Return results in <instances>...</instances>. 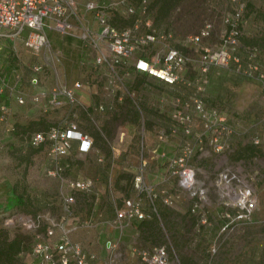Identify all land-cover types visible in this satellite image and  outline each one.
<instances>
[{
    "label": "rangeland",
    "instance_id": "rangeland-1",
    "mask_svg": "<svg viewBox=\"0 0 264 264\" xmlns=\"http://www.w3.org/2000/svg\"><path fill=\"white\" fill-rule=\"evenodd\" d=\"M85 2L79 0L84 20L96 26L92 12L84 9ZM254 5L258 12L250 16ZM228 6V0H180L164 12L157 4L151 5L147 15L158 39L146 46V52L150 55L157 48H179L187 60L179 72L178 81L166 84L160 79L135 73L131 58L121 64L120 70L124 73L123 82L127 89L134 91L135 95L131 97L126 88L121 87L122 99L116 102L115 109L98 112L92 104L103 99L106 92L104 82L92 79L94 92L86 91L87 102H81L75 108L74 117L79 127L92 137L94 149L87 152L73 150L58 158V163L68 162V166L58 172L52 170L54 162L49 142L27 144V133L72 117L74 109L64 105L42 112L30 103L29 97L54 83H64V77L72 75V81L90 78L89 67L79 63L82 57L91 55L90 48L77 37L71 36L72 43L67 40L64 44L58 39L57 47L52 45L58 52L57 58L53 59L54 73L48 68L50 61L46 48L33 52L19 39L0 37V79L6 83L7 91L16 89L25 98L22 104L16 101L7 104L0 96V104L6 108L5 117L0 120V203L5 201L10 188L21 194L24 200L19 205L8 202L0 206V242L18 233L29 246L35 232L60 223L68 229L71 240L96 253L97 258L91 264H105L107 239L117 242L128 264L137 263L138 247L157 243L166 244L171 264H264V88L257 78L236 70V63L245 62L246 50L254 46L259 50L258 62L264 72V0L250 3L245 12L247 22L242 27L239 46L234 53L238 62L230 59L227 65L211 66L207 73L208 82L202 90L206 104L218 106L235 129L230 150L224 155L215 154L207 146L204 153L197 151L191 159L200 167V178L209 185L210 200L206 208L210 224H201L197 229L196 218L189 211L191 199L185 192L180 193L175 206L157 202L156 210L151 208L144 195H139L146 212L155 219L154 228L143 231L140 221L132 220L121 231L111 221L115 207L121 205L122 199L136 195L133 177L141 164V157L146 160L144 176L147 182L157 188L161 185L174 187L175 177L167 175V163L159 153H175L179 142L184 139L193 142L194 137L178 134L159 140L156 130L168 128L172 99L177 96L187 98L195 90L201 67L200 55L204 47L219 45L225 28L220 14ZM205 19L213 20L210 35L198 43L192 42L189 36ZM112 21L117 26H127L132 24L133 17L121 7L113 14ZM148 28L147 25L139 26V31L145 32ZM61 61L72 64V70L66 76L60 70ZM39 62L42 63L39 82L32 85L28 81L31 66ZM16 72L18 79L14 77ZM145 81L148 86L143 84ZM141 119L144 120V130ZM199 129L200 123L196 121L193 132ZM122 130H126L124 137H120ZM142 131H145L144 136ZM254 138H258L257 143L252 141ZM154 148L157 150L153 151ZM230 162H240L243 166L252 181L257 205L252 220L233 224L220 236L218 250L210 256L207 247L218 232V215L223 209L210 182L221 167ZM65 178H90L93 188L89 191L72 188L66 184ZM68 194L74 198L70 204L63 200ZM161 207L167 209V216L159 213ZM99 213L109 219L101 222L97 218ZM21 214L30 216L37 223V229L25 226L22 216L17 217ZM10 217L11 222L6 223ZM58 236L59 230L55 228L47 239L54 242ZM31 261L36 264L37 260L27 249L18 253L16 264Z\"/></svg>",
    "mask_w": 264,
    "mask_h": 264
},
{
    "label": "built area",
    "instance_id": "built-area-1",
    "mask_svg": "<svg viewBox=\"0 0 264 264\" xmlns=\"http://www.w3.org/2000/svg\"><path fill=\"white\" fill-rule=\"evenodd\" d=\"M261 0H228L220 19L225 25L220 43L216 47H204L200 55L201 67L195 90L187 97L179 96L172 99L170 109V123L167 129H157L156 137L165 140L169 136L191 135L194 141L182 140L178 144L175 153L167 154L161 151L159 155L165 158L167 175L175 177L174 187L161 185L158 188L145 180L144 168L146 160L141 157V164L133 177V189L136 195L122 199L119 207H115L112 223L121 231L132 220H142L147 217L143 205L144 195L152 209L156 210V201L163 205L173 207L181 192H185L191 199L189 211L196 218L197 229L199 226L210 224L206 206L209 204V185L200 178V167L191 162L197 151L204 153L206 147L219 156L230 150L231 136L235 132L234 127L227 121L220 108L216 105H207L202 90L208 82V70L211 66H224L230 59L238 58L234 53L239 46V36L242 27L247 22L245 12L248 11L249 2ZM121 7L128 16L133 17V22L127 26H117L113 21V14ZM85 11L92 12L96 26L84 20L79 0H0V37L19 39L22 44L33 52L46 48L50 64L48 68L56 73L53 59L57 58L58 52L50 45L47 30L57 32L60 35H70L81 39L89 48L91 55L82 57L80 65L89 67L90 78H77L71 84L54 83L39 93L30 96L33 105L44 112L49 109L67 105L74 109L72 117L63 119L61 122L51 124L45 129L34 130L27 134V144L38 145L45 141L50 144L49 151L52 154L53 172L68 166L67 161L58 163V158L66 156L70 152L73 140L78 141L77 150L87 152L93 148L94 143L90 134L82 130L76 118L75 108L81 104L78 90L94 92L92 79L102 81L106 95L98 99L92 106L98 112L115 109V104L122 99L121 87L126 88L127 94L133 97L134 91L127 89L123 82L124 73L120 66L132 58V69L135 73L153 77L166 84H173L179 79V72L183 69L187 57L179 48L168 46L163 50L158 48L148 55L146 46L158 39L155 28H151L149 0H86ZM257 6L254 5L251 15H256ZM147 25L145 32L139 31V26ZM213 27V20L205 19L199 29L189 36V39L198 43L208 37ZM25 32L22 34V32ZM247 60L236 63V70L249 77L257 78L264 88V72L259 66V50L251 46L246 50ZM42 63H34L28 81L32 85L39 82L38 72ZM103 75H105L103 77ZM108 75V76H107ZM17 79L18 74L14 75ZM145 86L147 82L143 83ZM6 83L0 79V92L6 90ZM12 90V89H11ZM9 90V91H11ZM15 101L22 104L24 95L16 93ZM159 106V104H158ZM5 105L0 104V120L5 117ZM144 130V120H140ZM196 121L200 123V129L193 132ZM143 136L145 131H142ZM126 135L122 130L120 137ZM253 142L257 143L258 138ZM157 149L154 148L153 151ZM64 181L72 188L89 191L93 188L90 178H65ZM219 198L223 209L218 215V232L208 244L207 250L213 256L221 242L220 236L227 232L233 224L249 222L257 205V198L249 179L240 162L225 164L217 172L210 182ZM65 203H72L74 198L68 194L63 196ZM22 216L25 226L35 228L36 222L25 214ZM14 217V216H13ZM12 217L6 220L11 222ZM58 228L59 236L54 242L47 237L52 235ZM37 228H35L36 230ZM60 223L47 225L42 231L35 232L33 240L28 246L29 254L36 258V264H91L97 258L95 252L87 251L83 246L71 240ZM107 258L105 264H128L122 257V251L117 242L112 239L106 241ZM138 260L136 264H171L169 250L164 243L138 247L136 249Z\"/></svg>",
    "mask_w": 264,
    "mask_h": 264
},
{
    "label": "trees",
    "instance_id": "trees-1",
    "mask_svg": "<svg viewBox=\"0 0 264 264\" xmlns=\"http://www.w3.org/2000/svg\"><path fill=\"white\" fill-rule=\"evenodd\" d=\"M179 2L180 0H149V8L151 5L157 4L159 7L158 9L160 11L165 12V11H168L173 6H175L176 4H178ZM250 3H253V2H249L248 4L250 5ZM44 126L45 128L47 127L46 125ZM11 201L9 202V204H14L15 202V204L19 205V203L22 204L24 200L21 195H18V196L15 195ZM157 202L159 201H156V204ZM159 213L167 216V209L161 207L159 210ZM159 213L158 211H156V214H159ZM148 217H152V218H148ZM139 221H140L139 225L141 229H143V231L144 229L154 228L155 219L149 212H147L146 218L139 220ZM27 249H28V245L23 239V236L18 233L12 234L10 237H7L6 239L0 242V264H16L18 260V253L20 251H26ZM32 262L33 261H31L30 263L23 262V263H18V264H32Z\"/></svg>",
    "mask_w": 264,
    "mask_h": 264
},
{
    "label": "crops",
    "instance_id": "crops-1",
    "mask_svg": "<svg viewBox=\"0 0 264 264\" xmlns=\"http://www.w3.org/2000/svg\"><path fill=\"white\" fill-rule=\"evenodd\" d=\"M46 34L49 37L51 47H52V45L55 46V47H57L56 42H58V39H59V42L61 44H64L67 40L70 41V43H72V37L71 36L64 35V37H62L63 35L57 34V32H54V31H51V30H47L46 31ZM60 70H61L62 75L63 76H66V74H68V73L71 72V70H72V64H65V62L61 61L60 62ZM68 70H70V71H68ZM72 82H73L72 81V75L71 76H68L67 78L64 77V83L65 84H71ZM16 93H18V91L16 89H13L12 88L11 91H7V90L1 91L0 92V96L3 98L4 101H6L7 104H10V102L15 103V97L14 96H15ZM85 93H86V90H82V89L81 90H78L79 99L83 103H86L87 102V98H88V95H85ZM29 100H30V97H29ZM30 103L33 105V102L31 100H30ZM77 147H78V141L77 140H73L72 141V144H71L70 151L77 150ZM93 149H94V146L90 150H93ZM96 182L99 183V182H101V180L100 179L99 180L96 179ZM15 195L18 196V195H21V194L16 193L15 191L11 190V188H10L9 193L6 195L5 201L3 203H0V206H2V207L5 206V204H7L8 202H10ZM106 216L107 215H104L102 213H99V215H98L97 218L101 222H105V221H107V219H109V217L108 216L106 217Z\"/></svg>",
    "mask_w": 264,
    "mask_h": 264
}]
</instances>
